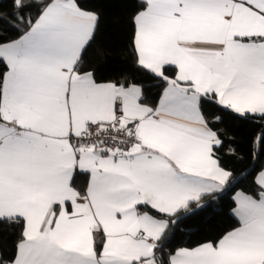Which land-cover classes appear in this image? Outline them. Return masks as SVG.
<instances>
[{
  "label": "snow or ice",
  "instance_id": "obj_1",
  "mask_svg": "<svg viewBox=\"0 0 264 264\" xmlns=\"http://www.w3.org/2000/svg\"><path fill=\"white\" fill-rule=\"evenodd\" d=\"M10 4L0 26L20 35L0 42V222L22 230L0 264H264V170L217 240L165 257L176 221L163 218L230 187L214 125L264 120V0H140L131 49L162 89L154 105L144 85L84 70L99 13Z\"/></svg>",
  "mask_w": 264,
  "mask_h": 264
},
{
  "label": "trees",
  "instance_id": "obj_2",
  "mask_svg": "<svg viewBox=\"0 0 264 264\" xmlns=\"http://www.w3.org/2000/svg\"><path fill=\"white\" fill-rule=\"evenodd\" d=\"M79 3L85 10L99 13L100 17L94 39L83 54L84 70L94 71L98 80L119 83L127 79L142 84L145 102L157 103L162 89L137 67L131 49L132 18L140 10V0H79ZM0 6L4 11L11 10L10 0H0ZM33 14H36L35 10ZM19 35L8 25L0 26V42L15 40ZM6 70V66L0 64V73ZM212 114H218L215 106L209 113ZM213 127L219 130L223 140V146L216 153L221 166L232 173L230 187L223 192L203 196L200 201L203 207H197L193 202L175 216L163 217L176 221L174 225L169 224L165 233V257L168 252L181 247L193 248L206 241L217 240L237 227V220L231 213L235 206L232 196L237 191L251 194L255 189L252 183L254 176L264 166V142L257 139L264 133V120L225 116ZM76 183L85 185L86 178L76 177ZM21 230L18 226L0 222V258L7 259L13 254Z\"/></svg>",
  "mask_w": 264,
  "mask_h": 264
},
{
  "label": "crops",
  "instance_id": "obj_3",
  "mask_svg": "<svg viewBox=\"0 0 264 264\" xmlns=\"http://www.w3.org/2000/svg\"><path fill=\"white\" fill-rule=\"evenodd\" d=\"M7 71V70H6ZM261 170H264V166H263V168L261 169ZM260 170V171H261ZM259 173V172H258ZM237 192H241V191H237ZM235 194H236V192L233 194V196H232V199H233V197L235 196ZM234 201V200H233ZM191 203H193V202H191ZM190 205V204H189ZM180 210H182V209H180ZM180 210H178V212L180 211ZM232 213V212H231ZM232 215H233V213H232ZM234 216V215H233ZM235 218V217H234ZM236 219V218H235Z\"/></svg>",
  "mask_w": 264,
  "mask_h": 264
}]
</instances>
